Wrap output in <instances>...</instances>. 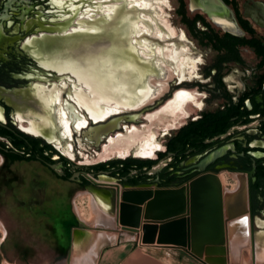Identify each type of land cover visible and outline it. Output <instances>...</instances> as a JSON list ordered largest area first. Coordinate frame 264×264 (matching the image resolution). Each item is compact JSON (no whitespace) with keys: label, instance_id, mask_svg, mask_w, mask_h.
I'll return each mask as SVG.
<instances>
[{"label":"flooded vegetation","instance_id":"af4514ba","mask_svg":"<svg viewBox=\"0 0 264 264\" xmlns=\"http://www.w3.org/2000/svg\"><path fill=\"white\" fill-rule=\"evenodd\" d=\"M52 1L0 0V158L14 155L12 163L35 162L85 192L91 186L107 211L115 210L116 194L124 187L179 186L200 174V167L201 173L231 175L245 193L252 241L264 229V27L244 15H250L246 6L258 2L221 0L237 30L233 33L187 7L192 14L188 17L185 6L181 10L177 4L173 14L190 40L206 50L204 58L183 30H175L163 16L167 0H96L66 10L61 9L62 0L58 7ZM124 24L126 34H119ZM59 36L67 37L62 42L94 38L97 46L103 41L113 45L111 39L126 42L135 56L129 63L130 104L114 106L102 119L80 105L77 93L89 92L86 82H78L71 72L50 69L51 63L43 66L53 58L50 42ZM170 46L176 53L166 60ZM180 46L185 48L184 64L178 63ZM120 62L114 69L125 63ZM150 78L158 80L159 94L133 109L150 91ZM63 93L72 104L61 100ZM99 107V114L108 108ZM162 107L167 109L163 117L144 120ZM139 120L144 124L134 126ZM73 130L81 131L77 145L92 141L98 147L105 140L95 159L90 161L84 155L87 148L80 145L86 161H74ZM65 220L69 235L77 223L72 210Z\"/></svg>","mask_w":264,"mask_h":264},{"label":"rangeland","instance_id":"374dc122","mask_svg":"<svg viewBox=\"0 0 264 264\" xmlns=\"http://www.w3.org/2000/svg\"><path fill=\"white\" fill-rule=\"evenodd\" d=\"M95 1L96 0H62L61 6L63 7H61V9L66 10L68 8H75L81 4L89 5L95 3ZM243 1L244 0H237L238 3H242ZM254 1L264 5V2L261 0ZM52 3L55 6L60 4L58 0H53ZM183 4L185 6L186 15L190 17L192 14L187 11V0H183ZM176 7L177 3L175 0H167L166 8H162L163 16L175 30H183L187 39L191 41L187 36V33L184 31V28L179 23L178 18L173 14ZM69 12L73 13L74 11ZM127 25L128 24H124V31L128 28ZM109 31L111 32V30ZM118 32L119 34L123 33L121 31ZM58 39H55L54 42L52 41L49 44V48L54 50V68H58V65L66 67L67 69H64H70L73 73L80 76L83 83L84 81L86 82V85H88L90 90L83 95L82 92H80L81 96L85 97L83 102L87 104L88 102L86 99H91V97H94L97 101L101 102H104L111 97L121 98L125 95L124 93L128 91L127 89H130V86L132 85V82L130 83L132 69L129 63L133 62L135 56L126 42H116L111 39L113 45H105L106 41H103L102 44L98 43L97 46V42L94 38L91 40L87 38L85 39L84 37L83 39H79L77 36L71 37L65 42L60 41L59 43L57 41ZM192 43L194 44V42ZM62 44H65L66 46L69 45V48H76L77 52H75V54L69 53L66 56H63V54L61 55L60 52L65 48ZM44 45L47 46V42H45ZM195 47L200 53H204V58H206V50L197 47L196 45ZM64 58L65 61H67V64L65 63L66 66L62 64ZM120 61L125 63L119 65L120 68L118 67V69H114L116 64L121 63ZM106 77L108 78L106 79V86H102L101 80ZM96 87H98V90L100 91L107 89V96H105L106 99L101 97L100 94L93 96L96 94L94 93ZM69 88L70 87H68V89ZM94 98H92L91 101L88 100L89 103L95 100ZM61 100L67 101L71 104L73 103L71 99H68L66 93L61 94ZM165 110H167L165 107L158 108L157 110L144 115V120L147 118H153L154 116L161 118L163 117L162 114H166L164 113ZM188 110L192 111L190 106L188 107ZM176 116L181 115L177 112ZM164 120H170V118H162V121ZM142 124H144V121L139 120L138 123L133 125L140 126ZM122 125L128 124L123 123ZM84 131L85 130H82V133ZM74 132L75 134L72 136L73 139L70 142L71 151L74 154V157H72L74 158V161L76 163H85L84 161H86L85 159L83 161V155L81 154L83 152L81 151L80 145L82 148H87H85L87 152H84V155L87 156L90 161L91 159H95V155L100 153L101 146L104 144L105 140L101 142L98 147L93 146L92 141H80V145H77L75 139L76 141L78 139L82 140L79 136L81 131L80 133L76 131ZM156 141L159 142L158 139H156ZM213 176H216V178L212 179ZM213 176L207 177L213 182V184L220 185L218 192L219 197L221 194L224 196L227 195L232 184L235 183L231 189L236 188V184L238 185L235 177L231 175L219 174ZM123 196L126 199L125 203L131 205L127 210L131 215L132 220L125 219L126 215L124 207L119 211L120 219L123 222L121 226L127 229V231H119L115 228L117 227L115 225L116 211L113 209L107 211L101 206V208H99L105 212L104 215L101 211L105 218H109L111 221L109 227L96 223L97 221L95 218L101 216V220L102 214L98 213L99 209L94 206L92 195L90 193L79 189L74 184L56 179L45 168L35 162L8 163L0 158V226L3 229V231H1L4 234L0 245V263L65 264L66 250L69 245V235H67L66 227L69 223L65 220L68 209L72 210L74 213L76 222L90 228L89 230L78 232L72 239L70 252L71 264H88L91 262L94 252L99 247L113 242L115 238H119L121 241L135 239V241L142 246L162 247L165 243H168L173 247L185 246L184 242L181 244L168 239V241H165L163 237L162 240L159 236L161 234L153 229V224H146L148 223L146 220L154 221V218H156L154 223L159 224L160 222L158 221V217L160 218V216L154 208L156 206V200L152 202L153 198H151V194L149 196L150 198H146L145 195H139L132 201L128 200V194H124ZM206 196H208V193H206ZM229 196L230 195L227 197L229 198ZM169 207L172 212L175 211L171 204ZM225 221H228V219ZM94 227H100L101 229L96 230ZM260 230L262 231L256 233L251 241V246H247L248 241L244 243V240H241L242 244H240L239 257L235 258L232 256L228 264H239L238 258L246 264H264V261H256L260 248L264 244V229ZM102 235H110L113 239L111 238L102 244L99 239ZM197 236L205 248H208L211 245L213 246L214 242H216L212 238L206 239L203 238L204 236L202 235ZM241 245L245 246L241 247ZM173 252L174 257L177 259H187L198 264H204L200 258V256H202L201 251L197 253L198 255H195L192 252L190 253L188 251L174 248Z\"/></svg>","mask_w":264,"mask_h":264},{"label":"crops","instance_id":"0c3cea01","mask_svg":"<svg viewBox=\"0 0 264 264\" xmlns=\"http://www.w3.org/2000/svg\"><path fill=\"white\" fill-rule=\"evenodd\" d=\"M207 176L213 175H201L190 182L192 186L194 185V189L193 218L191 222V231L189 229L188 233V252H192L193 254L198 255L197 253L201 251L202 256H200V258L204 264H228L232 256H234L235 258L239 257L240 244H242L241 240H244V243L248 241L247 246L252 245L247 231L248 223L245 208V193L242 190L241 185L237 181L238 185H236V188L230 189L226 196L221 194L219 197L218 192L220 185L215 183L213 184V182H211ZM215 178L216 176L212 177V179ZM182 188L183 187L171 190H156V195L161 198L159 202L161 201L163 203H160V205H157L156 203V208H154L160 216V218L158 217V221H160L161 218L163 219V221H160L159 224L154 223L153 225H156V232L158 231V233L162 235H159L162 240L164 238L165 241L172 240L181 244L182 242H184L185 244V236L179 240H174L172 237V233L169 232L170 229L167 230L162 228V225L165 226V224L170 223L166 221L167 219H169L168 217H170V215L180 213L181 210H183L184 212ZM206 193H208V196H206ZM173 195L175 197L174 201L172 200ZM228 195H230L229 198L227 197ZM170 204L174 207L175 211L172 212L170 210ZM127 208L128 207H124L125 211H128ZM184 216L181 219L171 221H176L177 223H174V228L184 229ZM226 219L231 220L230 225L232 228L229 236L226 235V230H224L223 226V222ZM186 224L187 226L189 225L190 228L189 215H187ZM108 225H111V221L109 220L108 222L105 221L104 226L109 227ZM157 225H159V228ZM1 229L0 245L4 235ZM197 235H202L204 236L203 238L206 239L212 238L216 242H214L213 246L211 245L208 248H205L202 242L198 239ZM106 237H108V240L112 238L111 236L110 238L109 236ZM246 237L248 240L246 239ZM85 239L88 240L87 238ZM100 242L103 244L107 242V239L105 241L100 240ZM244 246L245 245H241V247ZM174 248L184 247H173L168 243H165L162 247L147 245L142 246L138 242H136L135 239H127L121 241L119 238H115L113 242L99 247L94 252L92 260L88 264H198L187 259L175 258L173 252ZM263 250L264 244L260 248V252L256 257V261H264ZM238 263L246 264L244 261L240 260V258H238ZM65 264H71V255L69 256L68 263L65 262Z\"/></svg>","mask_w":264,"mask_h":264},{"label":"bare ground","instance_id":"6f19581e","mask_svg":"<svg viewBox=\"0 0 264 264\" xmlns=\"http://www.w3.org/2000/svg\"><path fill=\"white\" fill-rule=\"evenodd\" d=\"M151 7V6H150ZM248 7V6H247ZM246 7V11H248V14H250V15H252V16H254L253 15V11H251V9L250 8H247ZM151 11H153V10H151ZM192 11V10H191ZM214 23H216V25L218 26V27H220L222 30H224V31H227V32H229V33H233V32H235V31H237L236 29H235V27H234V25L231 23V22H229V21H224V20H214ZM123 33H125V31H123ZM175 34H177L176 32H174ZM126 34V33H125ZM166 36H169V33H166ZM56 39H58L57 37H56ZM39 43V42H38ZM36 45V44H35ZM43 45V44H42ZM39 47H41V45H39ZM73 48V47H72ZM167 48V51H169L168 53H166L165 55H164V57H165V59L166 60H170V58L171 57H173V56H175V53H176V50H175V47H172V46H170V47H166ZM184 50H185V48L183 47V48H181V46H180V49H179V52L180 53H182L183 55H182V57H180L179 58V60H178V63H182V64H184V62H186V58H185V56H184ZM53 51V54H54V50H52ZM64 49H63V51L62 52H60V54L62 55L63 54V56H66L67 54H69L68 52H66V53H64ZM100 52H101V49H100ZM38 54H39V52H38ZM59 54V55H60ZM99 54H101V53H99ZM53 56V55H52ZM37 59V58H36ZM46 59V58H45ZM188 61V60H187ZM190 61V60H189ZM49 63H51L52 65V67L51 66H49V68L50 69H52V70H54V71H56V72H58V73H60V74H62V73H64V72H70L71 70L70 69H68V70H66L67 68L66 67H61L60 65H58L59 67L58 68H54L53 66V58H51V60L49 61V62H47L46 60H45V62L42 64L44 67H47L46 65H48ZM67 64V61H65V58H64V61H63V63L62 64H64L65 66H66V64ZM189 64V63H188ZM167 67V66H166ZM64 68H66V69H64ZM166 70L168 71V73H167V78H169V76L171 77V71L169 70V67H167L166 68ZM71 73H72V75H74L76 78H77V81L78 82H81V78H80V76L79 75H76L75 73H73L72 71H71ZM162 76V75H161ZM106 79H108L107 77L106 78H104L103 80H101V85L102 86H106V83H107V80ZM151 79V78H150ZM84 81V80H83ZM85 82V81H84ZM139 82V81H138ZM157 82H158V80H155V79H151V89H150V91H148L147 92V96L144 98V99H141L139 102H135L132 106H133V109H137V108H139V107H141L142 105H144L145 103H147L152 97H154V95H158L159 94V92H160V86L157 84ZM164 83V82H163ZM163 88V87H162ZM95 90V93L96 94H100V96L101 97H104L105 98V96H107V93H106V91H107V89L105 90V89H103V91H100V90H98V87H96V89H94ZM118 90V89H117ZM94 92V91H93ZM118 92V91H117ZM125 95H123L121 98H118V97H111V98H108V100H106V101H104V102H101V101H97V99L96 98H94V97H92V98H94L95 100H93L92 102H90L89 103V101L88 100H90L91 101V99H86L87 101H88V103L86 104L85 102H83L84 100H85V97L83 96H81V93L79 92V93H77V95L79 96V100H81V101H79L78 100V96H77V100H78V103L80 104V105H82L83 107H85L86 109H91L92 108V110H93V112L91 113V115L93 116V115H97L96 117H98V118H104V116L106 115V113H108L109 111H111V110H113L112 108L114 107V106H120V108H122L121 106H124V102H127L128 104H130V101L127 99L129 96V94H128V91L126 92V93H124ZM106 99V98H105ZM151 101V100H150ZM173 101V100H172ZM171 101V102H172ZM101 104H103L104 106H107L108 108H107V110L106 111H104V113H100L99 114V111H100V107H99V105H101ZM90 106H92V107H90ZM132 108V107H131ZM91 110V111H92ZM67 115V114H66ZM64 116H65V114H64ZM69 119L71 120V121H74V119H75V116L73 115V117H72V115H70V117H69ZM75 124V126L77 125L75 122L73 123V125ZM238 182H240L239 180H238ZM240 185H241V183H239ZM194 186V185H193ZM193 186H192V184L191 183H188L187 184V187H188V191H187V197H188V206H189V214H188V212L186 213V211H185V185L183 186V188H182V191H183V206H184V214H183V216L185 217L184 219H185V223H186V219H187V215H189V220H190V228H189V225H188V229H190V231H191V222H192V218H193ZM196 187V186H195ZM241 187H242V185H241ZM205 188V187H204ZM171 190V189H170ZM156 193H157V191L156 190H154V189H150V190H147V189H143V188H141V189H137V190H133L132 192H127L126 194H128V196H129V198H128V200H134L135 198H137V196H139V195H145L146 196V198H148L149 196H150V194H151V198H153L152 199V201H155L156 200V203H157V205H160V203H163V202H159V200H161V198H159V196L158 195H156ZM96 195H92V202H93V204H94V206L96 207V208H101L100 206L101 205H105L106 207H107V204L106 203H104V201H103V197L99 194V193H95ZM196 195V194H195ZM150 198V197H149ZM204 198V197H203ZM196 199V198H195ZM172 200L174 201L175 200V197H174V195L172 196ZM205 200V199H204ZM158 201V202H157ZM163 201V200H162ZM207 201V200H206ZM196 205V204H195ZM156 208V207H155ZM194 209H195V207H194ZM180 210V209H179ZM104 213V215H105V212L103 211V210H101V209H99L98 210V213H100V214H102V212ZM178 214H180V213H175V214H173V215H170V217H168V218H172V217H174V216H176V215H178ZM103 214H102V219L100 220V218H101V216L100 217H97V218H95V220L97 221L96 223H99L100 225H105V221H107L108 222V220H109V218H105V216H104ZM125 219L126 220H132V218H131V215H129V213H128V211H125ZM104 216V217H103ZM182 216V217H183ZM181 217V218H182ZM240 217V216H239ZM100 220V221H99ZM231 220H232V218H231ZM231 220H228V221H224L223 222V226H224V230H226V235H228L229 236V234H230V232H231V225H230V223H231ZM110 221V220H109ZM160 221H163V219L161 218V220ZM104 222V223H103ZM183 222V221H182ZM174 223H176V221H174V222H170V223H168V224H165V226H163L162 225V228L163 229H167V230H169V232H171L172 233V237H173V239L174 240H179V239H181L182 237H184L185 236V233H184V229H176V228H174L173 227V225H174ZM98 224V225H99ZM107 224V223H106ZM177 224V223H176ZM103 225V226H104ZM109 226V225H108ZM158 226V228H159V225H157ZM184 228V227H183ZM0 229H1V227H0ZM2 230V229H1ZM3 231V230H2ZM106 236H108V235H106ZM105 235H103V236H101V237H99V239L100 240H102V241H105L106 239L108 240V237H106ZM109 238H110V235H109ZM113 239V238H112ZM228 242V241H227Z\"/></svg>","mask_w":264,"mask_h":264},{"label":"water","instance_id":"95a60500","mask_svg":"<svg viewBox=\"0 0 264 264\" xmlns=\"http://www.w3.org/2000/svg\"><path fill=\"white\" fill-rule=\"evenodd\" d=\"M249 1V0H248ZM187 7L189 10H198L200 12H202L206 17H208L210 19L211 22L214 23V20H224V21H228V9L227 7L223 4V2L221 0H187ZM247 7V6H246ZM247 8H250L251 11H253V15H244L245 17L250 18L256 25H258L259 27H264V15H263V11H264V5L262 3H251V6H248ZM246 11V8H245ZM216 25V23H214ZM217 26V25H216ZM91 36V35H90ZM60 39L57 40L58 43L61 40L66 39L67 37L65 36H59ZM94 37V36H93ZM70 46H66L65 47V53H71V54H75V52H77L76 48H69ZM61 50V49H60ZM54 56V54H52ZM54 72V71H53ZM56 73V72H55ZM204 163V162H203ZM50 169H53L52 166H49ZM203 171V169L200 167L198 169V172L200 174H198L197 176L189 179L187 182H185L182 185L176 186V187H157L156 185L153 186H145L142 188H145L147 190L150 189H154V190H169V189H176V188H180L183 185H185V211L186 213L188 212V197H187V191H188V187L187 184L190 183L191 181H193L195 178L201 176V175H211L208 173H201ZM57 175H59L57 173ZM93 182V181H91ZM140 188H129V187H124L121 190H118L117 194H116V199H115V211H116V218H115V225L117 226L116 228H118L119 231H124L127 229L123 228L121 225L123 224V222L120 219V209L123 207H130L131 205L128 203H125L126 199L124 198V194H126L127 192H132L133 190H137ZM87 192L90 194H94L96 195L94 189L91 186H88L86 188ZM226 196V195H225ZM124 201V202H123ZM138 201V200H137ZM141 204V203H140ZM139 205V204H138ZM245 208H246V203H245ZM183 216V210L180 211V214L167 219L166 221L171 222L173 220H178L181 219V217ZM156 218H154L153 220H146L148 223L146 224H154ZM148 226V225H147ZM90 228L88 226L82 225L81 223L77 222L76 226L74 228H71L69 230V245L68 248L66 250V256H65V262L68 263L69 260V256H70V252H71V244H72V239L76 236V234L78 232H81L83 230H89ZM94 229L96 230H100V227H95ZM153 229H157L156 225H153ZM136 231V230H134ZM184 233H185V246L184 248H175V249H179L182 251H188V247H189V229L187 224H184ZM208 239V238H207ZM251 240V239H250ZM204 243V241H203Z\"/></svg>","mask_w":264,"mask_h":264},{"label":"trees","instance_id":"16d2710c","mask_svg":"<svg viewBox=\"0 0 264 264\" xmlns=\"http://www.w3.org/2000/svg\"><path fill=\"white\" fill-rule=\"evenodd\" d=\"M177 4H178V8L179 9H183L184 8V4H183V0H176ZM15 160V156H10L9 159H5L6 162L8 163H12ZM150 163V162H149ZM100 165H96L93 168H98ZM178 185H171L170 183H165L164 185H162L161 187H176Z\"/></svg>","mask_w":264,"mask_h":264}]
</instances>
